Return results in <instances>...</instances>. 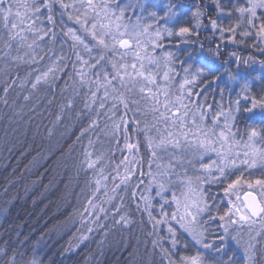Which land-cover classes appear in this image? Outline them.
Here are the masks:
<instances>
[{
	"label": "snow or ice",
	"instance_id": "1",
	"mask_svg": "<svg viewBox=\"0 0 264 264\" xmlns=\"http://www.w3.org/2000/svg\"><path fill=\"white\" fill-rule=\"evenodd\" d=\"M215 2L217 8L228 16H231L233 10L239 13L238 20L224 27L218 25L216 20H211L212 29L219 28L222 39L227 32L231 34L227 37L230 42L244 43V39L237 41V29H241L239 35L242 38L256 36L264 39V0H245V4H234L232 9L226 12L219 0ZM155 7L159 6L154 5L153 9ZM137 8L141 13L148 10L147 0H136L135 5H122L120 0H0V29L6 33V38L0 36V85H3L0 103L8 105L9 92L15 88L25 89L29 84L32 91L41 85L51 88L61 74L69 80L73 79L72 74L65 71L68 65L63 63L67 60L63 52L57 55L54 47H41V42L45 45H55L58 35L70 39L71 50L81 65L75 76L79 85L87 88L84 108L92 112L95 107L89 127L98 126L103 115L111 121L113 135L118 131L124 132L125 148L130 154L138 153L140 142H128L129 127L131 126L134 132H141L144 136V146L152 158L149 163V175L157 184V195L161 196L168 190V186L173 183V174L177 175L183 185L184 191L179 197L172 192L176 211L171 214V221H175L181 234L186 235L187 239L182 241L178 238L177 228L167 219L168 213H162L165 219L159 220H155L149 213V219L154 220L153 228L159 224L168 225L171 244L170 247H164L159 241H153V253L146 255L154 254L155 249L159 247L162 261L166 260L167 264H264V86L259 92L252 90V82L255 80L264 85V75L252 77L250 80L248 75L230 74L229 79L237 83L240 91L227 110L221 105V110L212 117L211 126H206L205 105L193 104L191 97L194 93L191 88L186 89L185 85H195L201 77H210L211 81L220 80L221 76L216 74L219 68L215 62L205 61L203 67L194 71L191 65L184 67L183 82L179 90L173 93L170 85L173 78L179 75L172 67L176 62L173 53L155 55L156 49L164 47L162 41L165 35H175L180 38L181 43H188L187 37L199 33L186 26L179 27L175 33L168 28L163 31H150L153 29L152 24L141 23V20H146L147 17L138 16L135 23L126 17L127 11H135ZM163 8V16L158 15L155 10H148V16L158 22L162 19L171 20L179 14L173 10L175 5L172 3L164 5ZM194 15L199 18L201 13L197 11ZM65 18L73 26H69ZM199 26L198 19L197 27ZM66 42L65 40L61 43V48ZM14 43L16 54H13ZM252 46L255 47V44ZM21 49H26L23 55L19 54ZM94 49L97 50L95 57L92 56ZM81 51L88 54L87 59L81 55ZM209 51L213 56L220 55L219 45ZM45 56L51 61L46 70L33 69L37 72L34 77L32 72H28L25 78H20L16 69L21 64L33 65L44 60ZM232 56H236V53H232ZM249 60H243V63L250 66ZM180 63L183 64L184 61ZM259 64L264 69V60H260ZM106 65H110L111 71ZM236 67L239 69L240 64L237 63ZM72 68L75 69L76 65L73 64ZM65 87H68L66 81ZM130 93H134L137 98H133ZM30 98L31 92L24 96L25 101ZM66 106L71 108L72 101L69 100ZM206 107L211 109V105ZM132 110L142 111L145 115L151 114L152 123L145 122L141 128V121L133 117L129 125L126 117ZM117 113L120 114L117 116ZM80 114L82 113H78ZM221 117L222 127L219 126ZM238 118L253 121L258 119L260 124L249 125L246 129V139L240 140L237 139L238 129L234 131ZM153 130L155 135L150 134ZM161 152L169 155L167 164L158 162L162 158L159 155ZM209 154H215L216 159L203 163ZM103 158V154L93 159L91 152L84 153L83 165L86 169L99 173L94 177L90 198H86V213L90 209L93 213L97 210L105 212L103 207L93 203L97 194L107 197V202L111 203L116 200V190L121 185H125L124 191H127V182L135 174L131 165L137 163L136 156L133 155L131 160L124 157L121 163L125 165V174L119 176L117 165L114 169L117 175L113 180L119 177L120 182L114 184L110 194L106 183L108 176L104 175V168L97 169ZM193 160L199 163V171L204 175L188 176L187 169H182L183 176L175 172L177 165L187 163L195 167ZM152 163H156L157 168L154 175L151 172ZM241 165L244 166L241 173L235 179H229L227 170ZM254 169H259L260 174L252 178ZM244 171L249 172L248 177H245ZM214 172L218 174L214 175ZM139 174L142 176L143 172ZM157 177L160 179L157 180ZM225 181L227 183L223 193L228 198L230 207L222 214L217 207L215 216L208 215V220H219L222 228L221 233L211 234L204 227L207 221L202 219L211 208L203 184ZM241 188L245 189L243 198L238 194ZM233 196L235 200L232 199ZM141 199L147 202L146 197L141 196ZM122 201L121 197V203L113 205L112 215L114 226L119 225L127 229L133 221L126 212H121ZM164 202L168 203L167 200ZM117 215L118 219L115 218ZM99 218L96 216L92 223ZM87 231L90 233L93 229L88 228ZM87 239L88 236L81 237V241ZM181 244L183 252L177 250ZM128 255L132 258L130 264H151L150 261L139 257L136 248H132ZM0 264H42V261L35 254L17 248L0 247Z\"/></svg>",
	"mask_w": 264,
	"mask_h": 264
},
{
	"label": "trees",
	"instance_id": "2",
	"mask_svg": "<svg viewBox=\"0 0 264 264\" xmlns=\"http://www.w3.org/2000/svg\"><path fill=\"white\" fill-rule=\"evenodd\" d=\"M200 5L210 10L211 20H222L213 0L211 6L202 2ZM194 32L199 35L187 37L189 42L180 44L183 49L186 44L187 50L191 49L195 54V46L200 44L210 50L219 45L218 57L210 54L211 52L209 54L212 59L218 60L219 71L216 74L220 75L221 79L211 81L210 77L203 78L199 85L202 90L208 85L209 90L208 96L206 90L204 93L201 91L202 101L211 100L213 106H221L230 95L229 83L226 80L227 70L233 74V69H236L233 67H236L237 63L241 66L244 64L243 60L251 58L250 65L255 62L256 56L249 49L243 50L242 53L238 48L232 49L228 39H222L215 34L211 26L196 29ZM0 36L6 38L2 29ZM232 53H236V56L233 57ZM13 54H16L15 43ZM66 57L67 60L63 63L68 67L65 71L71 73L73 79L69 80L61 74L51 88L41 85L35 91H27L30 84L25 89L15 88L9 92L8 105L0 103V129L5 127L0 130V206L1 210L6 212V215H2L0 247H5L1 241H6V247L16 246L29 254H32L33 247H36L37 254H34L37 256L39 252L37 257L41 259L42 264H54L57 261L61 264H130L132 258L128 252L136 248L139 257H143L145 261H150L151 264H167L166 260L162 261L159 247L155 249L154 254L146 255L153 253V241H159L163 246L164 244L158 225L153 228L154 220L149 219L151 212L146 201L141 199L149 180L151 162L150 153L144 146V136L129 127L128 142H140L138 153L130 154L125 148L124 132L118 131L113 135L111 121L103 115L98 126L89 127L95 107L92 112L84 108L87 88L81 87L75 76L72 54ZM260 58L263 60L264 56L261 55ZM220 64L222 67H219ZM251 66L246 70H250ZM38 68V65L21 64L16 71L19 72L20 78H25L28 72H32L34 77L36 72L33 69ZM65 81L68 87H65ZM2 89L3 85H0V95H3ZM30 92L31 98L25 101L24 96ZM69 100L72 101L71 108L66 106ZM119 114L117 113V116ZM133 117L141 121L139 127L142 128L145 121L140 112H128L126 119L129 125ZM85 151L92 152L93 159L103 154L104 158L97 165V169L104 168V175L108 176L106 183L110 194L114 184L120 182L119 177L113 180L117 175L114 171L116 166L119 165V176L122 177L125 174V165L121 161L124 157L131 160L133 155L136 156L137 163L131 165L135 174L127 182V191H124L125 185H121L116 190V200L111 203L100 193L93 201L103 207L105 212L97 210L93 213L91 209L87 213L84 212V208L88 207L86 198H90L94 187V177L99 175L98 171L86 169L83 165ZM33 163L37 166L33 167ZM141 171L142 176L139 174ZM121 197V212H126L133 221L127 229L119 225L114 226L113 205L120 204ZM7 205L13 207L12 213L17 215L16 219H11L9 212L4 210ZM65 213H69L67 218H64ZM96 216L100 217L99 220L92 223ZM115 218L118 219L119 216ZM88 228L93 231L89 233ZM82 236H88V239L81 241ZM43 240L52 241V244L45 247L44 243L43 248ZM51 253H56L55 257H52Z\"/></svg>",
	"mask_w": 264,
	"mask_h": 264
},
{
	"label": "rangeland",
	"instance_id": "3",
	"mask_svg": "<svg viewBox=\"0 0 264 264\" xmlns=\"http://www.w3.org/2000/svg\"><path fill=\"white\" fill-rule=\"evenodd\" d=\"M198 1L204 3V5H206V4L208 6L212 5V0H198ZM120 2L122 5L125 3H132L133 5H135L136 0H120ZM179 2L181 3V1H179ZM169 3L174 4L175 8L173 10L179 13L175 18H173L171 20L162 19V20H159L157 22L148 16V10H155V11H157L158 15L163 16L164 11H165L163 6L167 5ZM180 3H178L177 0H147L148 10L141 13L139 11V9L137 8L135 11H132V10L127 11L125 13V15H126V17L131 18L132 23L136 22V18L138 16L147 17L146 20L142 19L141 23L152 24L153 29H150V31H154L155 29H160L161 31H163L165 28H168L175 33L176 31H178L179 27H183V26L189 27L193 31H195L196 29L199 30L200 28H202V26L204 25L203 20L197 18L194 15L197 11L200 12V9L194 8L196 6H193L192 4H191V7H189V8L187 7V9H186L185 7H181L184 4L183 3L180 4ZM213 4L217 7L215 0H213ZM219 4L225 9V12H226L227 9L231 10L232 6L234 4L237 6L245 4V0H219ZM154 5H158L159 7H155L153 9ZM179 5H181V6H179ZM219 12H220L219 18L222 20H217V24L220 25L221 27L227 26L230 22H233V21H236L239 19V13L234 11V10L232 11L231 16H228L225 13H222L220 10H219ZM198 19L200 22L199 27H197ZM65 20H66V23H69V26H73L71 24V22L67 21L66 18H65ZM191 21H192V23H191ZM210 26H211V23L208 27H210ZM240 31H241V29H237L236 39H237V41L244 39V43L234 44L228 40V42L231 43V45H232L231 48L232 49L238 48L239 51H241V52L243 50H247V49L252 50L254 53L253 55L256 56V58H255V62L250 63V66L252 65L250 70L247 71L246 68L248 66H246L245 64H243V65L241 64L240 67H243V68L237 69V67H233V68H236L235 70L233 69V74L239 73L241 76L248 75L249 79L251 80L252 77H258V76L264 75V69H262L261 65L259 64V61L262 60L260 58L261 55L264 56V51H260V49H264V39H261L260 37H256V36L242 38L239 35ZM214 33L218 34L221 37V33H220L219 28L216 29ZM229 35H231V34L227 33V32L224 33L225 38H227ZM65 40L67 42L63 43V48H61V43ZM247 40L250 42L249 43L246 42ZM176 41H178V43H176ZM71 43H72V41L70 39L63 37L62 35H58V38H57L55 45H45L44 42H41V47L46 48L47 46H52V47H54V50H55L57 55H59L61 52H63V54L65 56H67L71 53L72 54V59H71L72 63L76 65L75 69H76V71H78V70H80L81 65L79 64V62L76 61L75 54L71 50ZM162 43H163L164 47L156 49L155 55L161 56V55H163L164 52L173 53V56H174V59L176 62L172 65V67H174L176 72L179 73V75H176L173 78L171 85H170L171 91L173 93H175L179 90L180 84L183 82V78H184L183 68L184 67H188L189 65H191L193 68V71H194L196 68L203 67L205 61H214L216 66L218 67V65H217L218 60L212 59L210 57L211 53L209 54V52H210L209 47H207L206 51H203L201 44L198 46H195V49H194L195 54H193L194 52H192L191 49L187 50L186 44H185L184 49H183L182 45H180L181 44L180 38L175 36V35H173L172 37H167L165 35V39L162 41ZM253 44H255V47L252 46ZM192 50H193V48H192ZM25 51H26V49L21 50L20 55H23ZM77 51H80V49H77ZM150 51H151V49H150ZM49 55H51V53H49ZM81 55H83L86 59L88 58L87 53H84L81 51ZM96 55H97V50L94 49L92 52V56L95 57ZM126 59L130 60L131 58L126 57ZM180 61H184V63L181 64ZM50 63H51V61L48 59V56H45L44 60L39 61L38 63L33 64V65H38L39 66L38 69L40 71H44V70H46L47 65H49ZM106 67L108 68L109 71H111L110 65H106ZM219 67H222V65L220 64ZM205 70H207V69H205ZM85 71H87L86 68H85ZM36 74H37V72H36ZM89 75L91 76L92 73H89ZM229 75H230V70H227L226 80H227V83H229L228 89L230 91V95L226 97V102L221 104L225 111L229 107L230 102L234 101L236 99L237 93L240 91V88L237 85V83L234 82L233 80L229 79ZM203 78H206V77H201L195 83V85H185V88L186 89L191 88L192 92L194 93V95L191 97L193 104L205 105L204 111L206 112V115H207V120L205 123H206V126L210 127L212 124L213 115L218 113L221 109H220V106H213V104L211 103V100L209 102H207V101H202L200 99L201 94L204 90L207 91L206 96L209 95V90L207 88L208 85H205L203 90H202V88H200L199 83ZM262 86H264V85H262L259 80H255L254 82H252L253 92H259ZM129 95L133 96V98H137L134 93H130ZM206 105H211V109H208L206 107ZM140 115L144 119L145 122H147L149 124L152 123L151 114L145 115L141 111ZM243 115L246 116L247 114H243ZM259 124H260V121L258 119L253 121V120L238 118L236 121V124L234 126V131H236L238 129L237 139H240V140L246 139V129L248 128V126L249 125H259ZM219 126L220 127L223 126V117H221V122H220ZM150 134L155 135V130H153ZM236 150L242 151V149H236ZM159 155L162 158L158 162L161 164H167L169 161V155L167 153H164V152L159 153ZM212 159H216L215 154H209V156H206L204 161H202V162L203 163H210V161ZM151 160H152V158H151ZM217 162L219 163V161H217ZM173 163H175V161H173ZM193 164L195 165V167L190 166L187 163H185L183 165H177L175 167V172L179 173L180 176H183L184 172L182 171V169H187V175L188 176L204 175V173L199 171V163L196 160H193ZM243 168H244V166L241 165L238 168L227 170V175H228L229 179H235V177L241 173ZM151 172L153 175L157 172L156 163H152ZM213 174L217 175L218 173L214 172ZM243 174L245 175V177L249 176V172H247V171H244ZM259 174H260L259 169L252 170V178H255ZM159 179H160V177H157V180H159ZM171 180L173 183H171L168 186V190L165 191L164 193H162L161 196H158L157 192L159 191V189L157 187V184L153 182L152 176L149 175V180H148L146 187L143 190V195H144V197L147 198V202H146L147 206H148L152 216L155 218V220L165 219V217L162 216V213H168L167 219L172 223L173 227L177 228L178 238L183 241V240H186L187 237H186V235L181 234V230L175 224V221H171V214L174 211H176V205L172 201V192H175L176 195L179 197L181 195V192L184 191V188H183V185L180 183V181L177 179V175H175V174L171 175ZM226 183L227 182L225 181L224 183L206 182L203 184L204 193H205V196L207 198L209 205H211V208H210V212L205 213L204 216L202 217V219L207 221V223L204 225V227L211 234L221 233L222 228L220 227L221 222L219 220H214V221L208 220V215L211 214V215L215 216L217 214L216 213L217 207H219L221 214L223 213V211L226 208L230 207V205L227 202L228 198L225 197L224 193H223V188L226 186ZM244 191H245V189L241 188L239 193H238L241 196V198H243ZM232 199L235 200V196H233ZM165 200H167L168 203H165L164 202ZM167 227H168L167 224H159L158 225L159 231H160L161 236H162L161 239L163 241L164 246L170 247V244H171L170 234L167 231ZM232 246L235 247L234 244H232ZM177 250L180 252H183L182 244L178 246Z\"/></svg>",
	"mask_w": 264,
	"mask_h": 264
},
{
	"label": "bare ground",
	"instance_id": "4",
	"mask_svg": "<svg viewBox=\"0 0 264 264\" xmlns=\"http://www.w3.org/2000/svg\"><path fill=\"white\" fill-rule=\"evenodd\" d=\"M187 4L188 3H186L184 6H185V8L187 9ZM189 8V7H188ZM189 11V10H188ZM208 12L210 11V10H207ZM207 11H206V9H204V10H201L200 9V13H201V15L199 16V19H201V20H203V22H205L206 20H207V18H209L210 19V17H211V15H210V13L207 15ZM207 15V16H206ZM205 17H206V19H205ZM210 21H211V19H210ZM211 23V22H210ZM242 53V52H241ZM75 72H76V69H75ZM206 79H208V77H206ZM29 89L31 90V88H27V91H29ZM5 127H2L0 130L2 131L3 129H4ZM33 167H36L37 166V164H34L33 163ZM31 175V174H30ZM28 192H31V191H29L28 190ZM32 194V193H31ZM33 194H34V191H33ZM12 208L13 207H11V206H9V205H7V207L4 209V210H6L7 212H9V214H10V217H11V219H16L17 218V215L15 214V213H12ZM12 213V214H11ZM2 215H6V212H3V210H1V206H0V227H1V225H2V221H3V216ZM65 216V217H64ZM63 217L64 218H67L68 216H69V213H65V215H64ZM62 217V218H63ZM60 221H62V219H59ZM28 226V225H27ZM43 243H42V247L44 248V243H45V247L47 246V245H50V244H52V241L51 242H46V240H43L42 241ZM1 243L2 244H4L5 245V247L7 246V243H6V241H1ZM53 245H54V243H53ZM52 245V246H53ZM56 245H57V243H56ZM15 248H16V246H15ZM34 248V250H33V252H32V254H37V250H36V247H33ZM39 251V250H38ZM56 254V253H55ZM55 254H53V253H51V255H52V257L54 256L55 257ZM38 255H40L39 254V252H38ZM37 255V256H38ZM51 257V258H52ZM58 260V259H57ZM56 260V261H57ZM58 262H60V261H57L56 263H54V264H61V263H58ZM64 264H66V263H64Z\"/></svg>",
	"mask_w": 264,
	"mask_h": 264
},
{
	"label": "flooded vegetation",
	"instance_id": "5",
	"mask_svg": "<svg viewBox=\"0 0 264 264\" xmlns=\"http://www.w3.org/2000/svg\"><path fill=\"white\" fill-rule=\"evenodd\" d=\"M179 1H181V3L179 2ZM177 2L178 3H180V4H186V3H188L187 5H188V7H191V4L193 5V6H196V7H194V8H198V9H201V10H204V9H206L205 7H202L201 5H200V1H196V0H177ZM184 5H179V6H181V7H185ZM208 9H206V11H207ZM209 14V12L207 11V15ZM206 15V16H207ZM210 19L209 18H207V20L204 22V25L202 26V27H205V28H207L209 25H210ZM191 23H192V21H191ZM202 49H203V51H206V46L205 45H203V47H202Z\"/></svg>",
	"mask_w": 264,
	"mask_h": 264
}]
</instances>
